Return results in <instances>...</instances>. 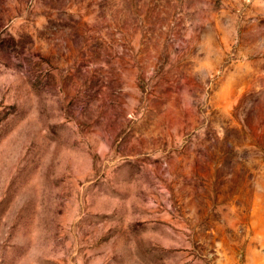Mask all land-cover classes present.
Wrapping results in <instances>:
<instances>
[{"label": "rangeland", "instance_id": "rangeland-1", "mask_svg": "<svg viewBox=\"0 0 264 264\" xmlns=\"http://www.w3.org/2000/svg\"><path fill=\"white\" fill-rule=\"evenodd\" d=\"M0 264H264V0H0Z\"/></svg>", "mask_w": 264, "mask_h": 264}]
</instances>
